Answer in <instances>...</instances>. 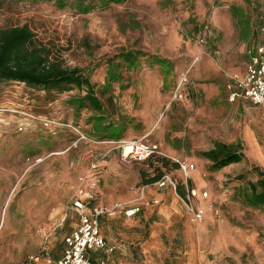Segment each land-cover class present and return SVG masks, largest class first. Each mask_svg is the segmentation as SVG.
Masks as SVG:
<instances>
[{
    "label": "rangeland",
    "instance_id": "obj_1",
    "mask_svg": "<svg viewBox=\"0 0 264 264\" xmlns=\"http://www.w3.org/2000/svg\"><path fill=\"white\" fill-rule=\"evenodd\" d=\"M23 26L50 62L89 80L102 109L79 107L86 88L48 93L0 84V106L60 124L47 129L0 115V264L61 257L78 225L71 202L92 191L94 164V206L112 212L101 220L117 247L110 264H264V208L246 202L249 183L258 180L253 168L264 172V116L248 101L225 97L249 52L264 48V0L0 3V30ZM128 52L138 55L132 63L120 58ZM131 140L156 144L155 157L195 165L189 184L209 194L203 222L192 221L172 188L142 184L141 172L153 177L158 164L123 161L120 143ZM217 142L242 144L244 159L212 171L201 154ZM167 173L183 182L178 170ZM116 205L140 213L130 220L113 212Z\"/></svg>",
    "mask_w": 264,
    "mask_h": 264
},
{
    "label": "built area",
    "instance_id": "obj_2",
    "mask_svg": "<svg viewBox=\"0 0 264 264\" xmlns=\"http://www.w3.org/2000/svg\"><path fill=\"white\" fill-rule=\"evenodd\" d=\"M200 45L205 44L204 38H200ZM236 83L239 93L232 96L231 101L240 95L247 99L254 106L262 110L264 116V48L258 47L249 52V62L246 65V72L243 75H234L232 77ZM187 76H184L183 83H187ZM181 98V95H179ZM19 114L27 120L39 121L41 125L47 129L55 125H60L48 117H36L31 113H26L18 109L7 108L0 106V115ZM66 127L73 128L70 125ZM21 131L22 129L19 128ZM80 135V140L85 139L78 129H74ZM120 156L123 161L145 162L159 154V147L156 144L147 143L142 140H131L120 143ZM179 172L182 174L184 196H179L177 193L178 182L174 181L170 175H165L159 182L155 184L159 189L171 187L179 196L184 204L186 211L191 216L194 222H202L206 218V208L202 201L209 197L208 192L200 191L189 184V179L196 167L193 163L177 162ZM94 174L90 178L89 186L91 192L81 190L73 199L70 205V211L76 214L78 225L75 231L64 241V249L61 258L56 264H95L91 261L89 254L103 253L113 254L117 250L115 245H110L102 232L101 220L105 215H112V212L103 210L100 207H95V191L100 183V179L96 175L97 165H93ZM83 180V184H86ZM158 203V202H156ZM114 211H118L126 218H134L140 213L139 206L122 207L116 205ZM38 260V259H37Z\"/></svg>",
    "mask_w": 264,
    "mask_h": 264
},
{
    "label": "trees",
    "instance_id": "obj_3",
    "mask_svg": "<svg viewBox=\"0 0 264 264\" xmlns=\"http://www.w3.org/2000/svg\"><path fill=\"white\" fill-rule=\"evenodd\" d=\"M8 0H0V3ZM14 2H39L55 1L63 3L66 0H10ZM83 6L87 1L92 3L94 0H72ZM108 2H119L120 0H107ZM93 4H90V8ZM140 53V52H138ZM134 52L122 53L120 58L124 62L132 63L138 57ZM3 82H18L29 87H33L44 92L64 93L74 88L87 89V94L80 99L79 107H93L101 110L102 104L96 97L93 87L89 80L79 74L78 70H68L63 68L60 63H53L45 52V48L37 46L34 35L27 26L10 27L0 30V84ZM244 148L238 143L228 145L221 142L201 155L210 161L211 170L216 172L230 165L240 163L244 159ZM157 162L154 167V176L151 177L147 172H141L142 184L145 186L154 185L159 182L169 171L178 170V163H173L170 159L153 157L145 162L152 164ZM153 167V164H152ZM253 171L258 174L256 182L249 183L250 194L246 198L247 204L254 208H264V172L258 167ZM169 175V174H168ZM243 180V177L240 176ZM177 193L184 196L183 182H178Z\"/></svg>",
    "mask_w": 264,
    "mask_h": 264
},
{
    "label": "crops",
    "instance_id": "obj_4",
    "mask_svg": "<svg viewBox=\"0 0 264 264\" xmlns=\"http://www.w3.org/2000/svg\"><path fill=\"white\" fill-rule=\"evenodd\" d=\"M208 31H207V28L204 30V32L203 33H201V35H200V38L202 37V38H204V40H205V44L204 45H206V43H207V38H209V35H208V33H207ZM220 48V47H219ZM214 53L215 54H217L218 56L221 54L219 51H214ZM247 65V64H246ZM246 65H245V71H244V73L243 74H245V72H246ZM243 74H241V75H243ZM227 88H228V90L227 91H225V97H226V99L228 100L229 99V101H231V99H232V96L234 95V94H238L239 93V90H238V87H237V85H236V83L234 82V81H232L231 83H229L228 84V86H227ZM223 92V91H222ZM182 98H179L178 100L179 101H183L185 98H186V94H184V92L182 91ZM215 97V94H213L212 95V97L211 96H208V99H213ZM243 100V101H248L247 99H245V98H243L242 96H240V95H238L236 98H235V100L234 101H236V100ZM233 101V102H234ZM232 102V101H231ZM249 102V101H248ZM251 103V102H250ZM252 104V103H251ZM253 105V104H252ZM254 106V105H253ZM244 108L246 107V106H243ZM257 109H259L260 111H261V113H262V110L259 108V107H257V106H255ZM263 115V114H262ZM218 143V142H217ZM221 143H223V142H221ZM216 144V143H215ZM224 144H227V143H224ZM238 144V143H237ZM228 145H234V144H228ZM242 145V144H241ZM215 146V145H214ZM211 150V149H210ZM189 163H191V162H189ZM97 172H98V170L96 171V175H97ZM193 174V173H192ZM99 177H100V175H99ZM155 185V184H154ZM151 186V185H150ZM192 186V185H191ZM157 187V186H156ZM192 187H194V186H192ZM195 188V187H194ZM157 189L159 190V191H164V190H166V189H171V187H166L165 189H159L158 187H157ZM197 189V188H196ZM199 190V189H198ZM200 191H202V190H200ZM204 191V190H203ZM206 200H204V201H202V204H203V202H205ZM204 205V204H203ZM188 213V212H187ZM190 216V215H189ZM136 217V216H135ZM134 217V218H135ZM191 218V217H190ZM127 219H133V218H127ZM193 221V220H192ZM203 222V221H202ZM194 223H200V222H194ZM102 224V223H101ZM102 226V225H101ZM102 232H103V228H102ZM103 235H104V232H103ZM105 236V235H104ZM105 238H106V236H105ZM106 240H107V242L110 244V245H113V243L110 241V240H108L107 238H106ZM64 249V248H63ZM63 252V251H62ZM114 254V253H113ZM113 254H103V253H93V252H91L90 254H89V257H90V259H91V261L93 262V263H95V264H110V263H113L114 261H106V257H111ZM62 256V255H61ZM61 258V257H60ZM59 258V259H60ZM58 259V260H59ZM57 260V261H58ZM56 261V262H57ZM56 262L54 263V264H56Z\"/></svg>",
    "mask_w": 264,
    "mask_h": 264
}]
</instances>
